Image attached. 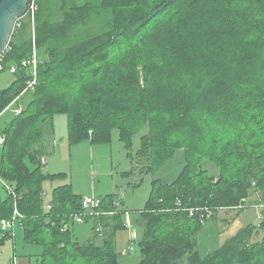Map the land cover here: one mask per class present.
<instances>
[{
  "label": "trees",
  "instance_id": "trees-1",
  "mask_svg": "<svg viewBox=\"0 0 264 264\" xmlns=\"http://www.w3.org/2000/svg\"><path fill=\"white\" fill-rule=\"evenodd\" d=\"M45 5L36 17L33 89L21 94L32 76L21 66L33 50L27 22L4 51L0 74L19 69L0 87V114L15 99L22 111L3 130L0 178L17 198L8 191L0 199V220L16 202L25 241L42 248L40 264H120L114 231L125 227V210L114 194L101 198V209L116 211V223L87 215L95 233L86 240L71 218L84 212L85 196L71 183L54 186L45 207L44 183L63 173L46 172L42 158L53 149L54 116L66 113L70 143H107L118 129L129 144L144 129L138 155L147 172L183 149L177 177L152 182L137 264H264V217L204 256L198 241L210 212L242 207L254 191L264 201V0H73L54 19ZM106 14V30L82 32ZM204 159L220 172L210 175ZM11 237L0 226V250Z\"/></svg>",
  "mask_w": 264,
  "mask_h": 264
},
{
  "label": "rangeland",
  "instance_id": "rangeland-1",
  "mask_svg": "<svg viewBox=\"0 0 264 264\" xmlns=\"http://www.w3.org/2000/svg\"><path fill=\"white\" fill-rule=\"evenodd\" d=\"M73 0H45V6L49 12L47 17L59 18L60 7L70 4ZM84 3L86 0H75ZM40 8V3H39ZM39 11V10H38ZM109 15L95 18L82 27V32L100 33L107 29ZM28 23L27 33L31 29ZM119 52L115 54L118 55ZM14 74L6 70L0 74V87H7L14 80ZM33 88H30L31 90ZM0 114V138L3 130L14 117L13 109ZM55 131L53 135V149L46 157L42 158L44 170L51 174L63 173L62 176L49 179L44 183L46 195L45 207L52 198L53 187L57 184L71 183L75 192L83 196H91L103 199L109 194H114L115 203L120 202L119 210H128L131 216V227H118L114 231L115 249L120 259V264H137L140 258L139 241L144 233V225L141 222L140 212L145 209L152 190V182L155 178L172 181L183 167V149L176 152L174 157L168 160L156 172H147L143 168V159L138 155L144 129L136 132L129 144L120 139L119 130L113 132L112 140L107 143L91 142L89 139L79 143H70L68 132V115L59 113L54 116ZM2 145L0 144V155ZM45 158L50 162L46 165ZM46 159V160H47ZM203 167L210 175L220 172L219 166L204 159ZM259 191H254L246 200L243 207L236 209H220L216 214L212 211L211 217L204 223V228L198 235L199 252L202 256L216 249L226 239L234 235L237 230L248 223L258 225L264 217V201L259 200ZM8 190L4 181L0 178V199H4ZM242 210V211H240ZM216 216V217H214ZM214 217V218H212ZM94 221L88 223H75V236L79 240H86L94 235ZM135 229L137 237L131 243L132 229ZM109 230V229H108ZM111 230V228H110ZM263 231L260 229L254 238H260ZM42 248L25 241L24 231L17 225L14 236L7 239L0 250V264H8L16 259L17 264H40Z\"/></svg>",
  "mask_w": 264,
  "mask_h": 264
},
{
  "label": "built area",
  "instance_id": "built-area-1",
  "mask_svg": "<svg viewBox=\"0 0 264 264\" xmlns=\"http://www.w3.org/2000/svg\"><path fill=\"white\" fill-rule=\"evenodd\" d=\"M40 1L41 0H29L26 13L22 17L17 18L15 23H14L13 34L17 30H20L22 28L23 24L25 23V19H27L29 21V23L31 24L32 34H33L32 56H31V58L24 59L21 62V66L31 68L32 76L30 79L27 80L26 86H25L24 90L21 92V94L25 93L30 88H34L38 83V74H37L38 51H37V46H36V41H35V24H36V17H37V13L39 10ZM4 60H5V55L3 52L2 54H0V71L5 68ZM18 69H19V66L16 64L9 66V71L12 74H14ZM13 102L7 107V109H10L13 106ZM13 111L15 114H19V113H21L22 108L21 107H15L13 109ZM4 140H5V136L3 135L0 138V144H2L4 142ZM45 162H46V159H45ZM4 184L8 188L9 193L14 195L15 201H16V198H17L16 193L14 192L12 187H10L9 184L5 183V181H4ZM45 195H46V192H43V197ZM82 203H83L84 212L74 214L73 216H71V218L73 219L74 222L84 223L85 217L87 215L95 216V217H101V216L113 215V214L117 213L116 211L102 210L101 209V204H102L101 199H96V198L91 197V196H85ZM52 206H53V203L49 202L47 204L46 208L50 209ZM116 206L119 207L120 202H116ZM119 211H122V210H119ZM121 213H123L124 225L127 227H131L132 221H131L130 212L128 210H125ZM211 214L212 213L210 212V215ZM21 217H22V215L18 210L17 203L15 202L14 203V213H13L12 217L2 218L0 220V226H1L2 230L4 232H7L10 236H14L15 231L17 229V225L19 224ZM95 231H96L98 240H100V241L103 240L105 237V231H106L104 224L101 222L98 223V225L95 227ZM136 237H137V234H136L135 229L133 228L132 229V238L130 239L131 243L133 242V240ZM8 264H17L16 259H13L12 262H10Z\"/></svg>",
  "mask_w": 264,
  "mask_h": 264
},
{
  "label": "water",
  "instance_id": "water-1",
  "mask_svg": "<svg viewBox=\"0 0 264 264\" xmlns=\"http://www.w3.org/2000/svg\"><path fill=\"white\" fill-rule=\"evenodd\" d=\"M29 0H0V54L7 48L17 18L22 17Z\"/></svg>",
  "mask_w": 264,
  "mask_h": 264
},
{
  "label": "crops",
  "instance_id": "crops-1",
  "mask_svg": "<svg viewBox=\"0 0 264 264\" xmlns=\"http://www.w3.org/2000/svg\"><path fill=\"white\" fill-rule=\"evenodd\" d=\"M31 29H32V27H31ZM14 79V78H13ZM11 84V83H10ZM9 86V85H8ZM45 159H47V158H45ZM46 165H49L50 164V162H48V159L46 160ZM45 169V168H44ZM57 185H59V184H57ZM56 186V185H55ZM110 216H112V215H107L106 217V219H105V223H110V224H114V223H116L115 222V220H114V218L113 217H110ZM108 227H107V230L109 229V228H111V227H109L110 225H107Z\"/></svg>",
  "mask_w": 264,
  "mask_h": 264
}]
</instances>
